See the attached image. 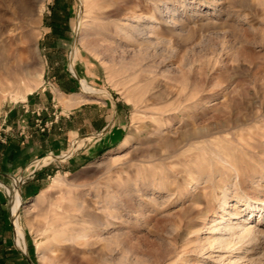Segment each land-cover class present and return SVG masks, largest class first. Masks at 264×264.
Returning <instances> with one entry per match:
<instances>
[{"label":"rangeland","instance_id":"374dc122","mask_svg":"<svg viewBox=\"0 0 264 264\" xmlns=\"http://www.w3.org/2000/svg\"><path fill=\"white\" fill-rule=\"evenodd\" d=\"M40 3L5 14L0 105L67 67L83 128L0 183V264H264V0Z\"/></svg>","mask_w":264,"mask_h":264},{"label":"crops","instance_id":"0c3cea01","mask_svg":"<svg viewBox=\"0 0 264 264\" xmlns=\"http://www.w3.org/2000/svg\"><path fill=\"white\" fill-rule=\"evenodd\" d=\"M63 73L67 84L65 86L58 78L57 86L60 87L55 91L66 95L76 90L77 82L67 67L63 69ZM55 91L46 90L45 87L40 91L36 90L34 95H28L25 100L0 105L1 184L9 181L10 176L34 178L37 182V179L46 174L47 168H36L32 177L30 174L33 163L48 153L64 150L69 142L79 135L83 125L76 127L74 121L76 116L84 114L85 111L80 108L83 104H74V101L69 99L60 103ZM48 119L52 120L53 124L45 131L39 130L36 121L45 122ZM30 192H34V189L25 193L27 195ZM7 203L8 200L0 188V217L5 213Z\"/></svg>","mask_w":264,"mask_h":264},{"label":"bare ground","instance_id":"6f19581e","mask_svg":"<svg viewBox=\"0 0 264 264\" xmlns=\"http://www.w3.org/2000/svg\"><path fill=\"white\" fill-rule=\"evenodd\" d=\"M41 0H0V56H1V53H5L6 51L4 50L6 47H5V43L8 41L9 38H6L5 37V32L7 30V26H9V19L5 18V14L7 12H9V9L11 7H13L15 9V11H17V13L21 16V18L26 17V18H33V16L35 15H40L41 11H42V5L40 3ZM15 14V13H14ZM16 15V14H15ZM20 18V17H19ZM23 19H21L22 21ZM25 38L26 37H29L31 36L30 35V32L28 33H24L22 34ZM8 36V34H7ZM21 36V35H20ZM16 37V36H15ZM23 38V37H22ZM8 43V42H7ZM22 50V48H20ZM24 49V48H23ZM26 49V48H25ZM5 52H4V51ZM2 51V52H1ZM8 53V52H7ZM6 54V53H5ZM5 57V55H4ZM19 57V56H18ZM0 60H3V57L1 56ZM6 58H7V55H6ZM19 59V58H18ZM5 60V58H4ZM24 62V61H23ZM26 62V61H25ZM21 63V62H20ZM21 65H24V64H21ZM28 67V66H27ZM26 67V68H27ZM25 68V70H26ZM20 71H23L20 69ZM26 72V71H25ZM30 73V72H29ZM28 73V74H29ZM26 74V73H25ZM83 83L85 82V80H82ZM85 84V83H84ZM84 86V85H83ZM85 89L91 93L93 92L92 91V88L88 87L85 85ZM84 89V90H85ZM96 92V91H95ZM77 144V143H76ZM78 147V146H76ZM68 152V151H67ZM71 152V150H70ZM65 153V152H64ZM72 153V152H71ZM55 156L52 155V154H48L47 156L37 160L35 162V165L38 167L40 165H43V164H46L48 163L51 159H53ZM65 156H63L62 158H64ZM35 167V166H33ZM32 167V168H33ZM33 171V170H32ZM6 188V187H5ZM14 189V188H13ZM17 190V189H16ZM14 193V192H13ZM18 194V193H17ZM13 199V197H12ZM19 199L18 196L16 195V200H14V204L11 208H17V205L19 203ZM15 210V209H14ZM18 211V210H17ZM13 213V211H12ZM15 214V213H14ZM13 215V214H12ZM14 216V215H13ZM16 217V216H15ZM61 215L59 213H55L53 212V216L51 217L50 219V224L52 225L53 229H57L59 227V225H61L63 222L61 220ZM18 230V229H17ZM16 230V231H17ZM20 230V229H19ZM247 230V229H246ZM251 230V229H250ZM250 232L249 231V235H250ZM261 233V230L259 231ZM248 233V232H247ZM22 234H20L19 236H21ZM18 236V235H17ZM18 236V237H19ZM22 237V236H21ZM20 237V238H21ZM19 239V238H18ZM257 242V241H256ZM256 244V243H255Z\"/></svg>","mask_w":264,"mask_h":264},{"label":"water","instance_id":"95a60500","mask_svg":"<svg viewBox=\"0 0 264 264\" xmlns=\"http://www.w3.org/2000/svg\"><path fill=\"white\" fill-rule=\"evenodd\" d=\"M56 159H60L59 157H56ZM35 170V169H34ZM33 170V171H34ZM32 171V172H33ZM10 179L11 180H17V186H18V189H20V185L24 182V180L26 179V177H20V178H15L13 176H10Z\"/></svg>","mask_w":264,"mask_h":264}]
</instances>
